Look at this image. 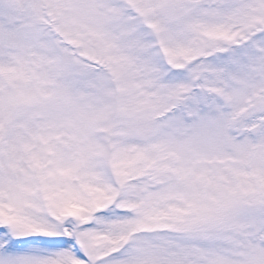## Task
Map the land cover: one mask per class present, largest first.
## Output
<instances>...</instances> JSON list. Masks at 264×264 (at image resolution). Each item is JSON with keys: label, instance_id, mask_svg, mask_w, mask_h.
<instances>
[{"label": "snow or ice", "instance_id": "obj_1", "mask_svg": "<svg viewBox=\"0 0 264 264\" xmlns=\"http://www.w3.org/2000/svg\"><path fill=\"white\" fill-rule=\"evenodd\" d=\"M0 264H264V0H0Z\"/></svg>", "mask_w": 264, "mask_h": 264}]
</instances>
